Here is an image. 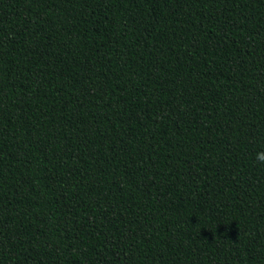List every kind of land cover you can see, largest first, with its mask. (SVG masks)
<instances>
[{
    "label": "trees",
    "instance_id": "trees-1",
    "mask_svg": "<svg viewBox=\"0 0 264 264\" xmlns=\"http://www.w3.org/2000/svg\"><path fill=\"white\" fill-rule=\"evenodd\" d=\"M264 0H0V264H264Z\"/></svg>",
    "mask_w": 264,
    "mask_h": 264
},
{
    "label": "clouds",
    "instance_id": "clouds-1",
    "mask_svg": "<svg viewBox=\"0 0 264 264\" xmlns=\"http://www.w3.org/2000/svg\"><path fill=\"white\" fill-rule=\"evenodd\" d=\"M257 159L261 162H264V153L257 154Z\"/></svg>",
    "mask_w": 264,
    "mask_h": 264
}]
</instances>
